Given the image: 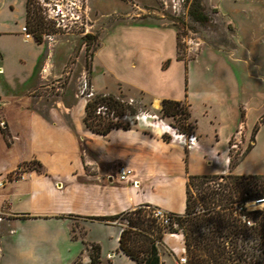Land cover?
Listing matches in <instances>:
<instances>
[{
  "label": "crops",
  "instance_id": "1",
  "mask_svg": "<svg viewBox=\"0 0 264 264\" xmlns=\"http://www.w3.org/2000/svg\"><path fill=\"white\" fill-rule=\"evenodd\" d=\"M26 22L27 0L20 31ZM5 23L0 17V264H10L11 242L21 233L43 241L45 254L57 256L56 264H75L80 256L88 264L84 241L73 238V219L83 221L85 241L89 235L90 243L101 246V261L104 256L109 262L110 257L121 255L136 264L119 252L122 227L91 218L116 216L145 205L168 214H184L189 177L229 174L233 137L240 130L248 136L264 116V90L251 94L245 81H236L230 89L207 91L200 85L191 90L190 83L182 89L177 77L165 89L166 85L157 86L151 70L146 69L138 71L134 85L152 93L155 107L163 100L186 101L190 121L196 124L197 145L187 148L165 121L162 124L154 118L129 129L96 134L84 122L86 102L76 105L77 112L67 101H55L42 113L41 98L34 93L49 75L59 77L52 50L22 38L24 44L41 52L33 57L9 53L1 39L22 34ZM130 30L138 48L158 49L161 61L172 60L166 73L175 67L187 71L189 64L177 60L176 31L174 52L170 47L167 53L162 35H171L169 30L143 25ZM255 98L259 103L252 110ZM202 122L209 126L205 131ZM258 150L264 152V123L252 151L232 173L264 175L255 165L254 158L263 156ZM24 164H30L29 170L16 179ZM122 166L132 171L127 181L120 179ZM94 230L100 234L94 235ZM159 251L163 264H177L185 255L183 236L165 235Z\"/></svg>",
  "mask_w": 264,
  "mask_h": 264
},
{
  "label": "rangeland",
  "instance_id": "2",
  "mask_svg": "<svg viewBox=\"0 0 264 264\" xmlns=\"http://www.w3.org/2000/svg\"><path fill=\"white\" fill-rule=\"evenodd\" d=\"M199 2L208 18L203 22L190 15L196 0H31L30 24L26 22L25 25L33 35L32 40L36 41L32 30L37 21L43 22L42 44L52 50L59 70V77L49 75L34 93L41 98L42 113L45 114L47 106L55 101H67L78 112L76 105L87 103L88 95L103 93L119 97L136 110L135 115L126 114L119 119L124 124L138 125L141 121L136 117L144 113L161 119V105L154 106L152 93L134 85L138 71L146 69L151 70L157 86L162 88L166 85L165 89L170 81L174 83L175 78L180 77L182 89L190 83L191 90L198 85L207 91L226 90L236 81H245L251 94L264 90V0ZM0 8V17L5 19L7 28L22 34L21 37L15 35L11 39H1V45L9 53H24L32 57L39 54L40 49L30 48L32 46L22 41L25 36L20 31V21L24 18L25 0H0ZM140 25L160 28L164 32L169 30L171 35H162L165 51L173 47L174 52L176 31L180 38V52L189 64L187 71L183 67H175L166 73L172 66L171 59L161 61L158 49L147 51L138 48L136 35L130 29ZM87 35L92 38H86ZM167 61L170 64L165 67ZM84 84L87 85L85 92ZM258 103V98L252 99V110ZM254 113L252 111L251 116ZM182 119L183 115L177 117V120ZM261 119L247 133L248 136L244 137L246 131L240 133V130L233 137L230 157L240 158L254 144L253 138L258 133L254 129L256 126L260 129ZM163 121L169 125L174 122L172 118ZM201 125L204 131L209 127L204 122ZM257 152L264 156V152ZM263 156L254 158L256 168L260 170H264ZM240 165L239 161L234 168L238 169ZM214 184L208 183L211 188L218 186ZM200 193L201 190L190 187L191 202H198L199 207ZM82 222L73 219V235L83 239L85 229ZM114 223L127 226L125 220ZM93 234L99 235L100 232L94 230ZM87 241L90 242L89 235ZM110 259L112 261L108 262L104 256L101 264H134L121 255ZM83 262V256H80L77 264ZM177 264H181L179 259Z\"/></svg>",
  "mask_w": 264,
  "mask_h": 264
},
{
  "label": "trees",
  "instance_id": "3",
  "mask_svg": "<svg viewBox=\"0 0 264 264\" xmlns=\"http://www.w3.org/2000/svg\"><path fill=\"white\" fill-rule=\"evenodd\" d=\"M30 2L31 0H27L28 24H30ZM190 15L200 22L208 19L202 11L199 0L193 4ZM43 28V22L39 20L32 30L38 43H42V35L45 33ZM86 38L92 36L87 35ZM180 51V38L177 35V60L186 62ZM169 64L170 61H167L165 67ZM189 108L190 105L186 101L163 100L160 118L164 120L172 118L174 122H171L170 126L178 133L193 135L196 132V124L190 121ZM104 109L106 112H103ZM126 114L135 115L136 110L113 94L99 93L87 101L84 122L92 132L107 135L113 129L132 127L130 123L124 124L119 121ZM181 115L184 119L177 120ZM263 123L264 116L259 125ZM254 130L257 133L259 126ZM253 143H256V134ZM253 147L254 144L249 146L238 159L231 157V171L227 175H191L187 186L186 211L182 215L170 214L168 225L160 224L153 216L156 208L148 205L116 216L91 219L104 223L125 220L127 226L122 227L119 252L136 264H163L159 246L167 234L183 236L186 264H264V211L240 213L235 208L236 205H245L249 201L264 198V175L232 173V169ZM29 168L30 164H24L16 173V179H19ZM218 181L226 183L222 184ZM211 182L218 186L211 188L208 185ZM191 186L201 190L200 207L198 202H191ZM248 222L251 224L249 225ZM73 238L79 237L73 235ZM82 240L90 257L88 264H101V246L85 241V238Z\"/></svg>",
  "mask_w": 264,
  "mask_h": 264
},
{
  "label": "built area",
  "instance_id": "4",
  "mask_svg": "<svg viewBox=\"0 0 264 264\" xmlns=\"http://www.w3.org/2000/svg\"><path fill=\"white\" fill-rule=\"evenodd\" d=\"M22 32L24 33L25 39L26 40H32L33 35L28 31L27 27L22 28ZM85 90H87V85L84 84L83 86V92H85ZM93 94L88 95V97H92ZM139 121L146 123L149 119H158L157 116H153V115H149V114H141L139 116L136 117ZM162 124H165L163 119H160ZM168 129H171L174 131L175 133V137L177 139H179L180 143H183L186 145L187 148H192L193 146H196L198 141L195 135H187V134H181L178 133L177 130L175 128H173L170 125H165ZM132 171L129 170L128 168L122 166L119 168V175H120V179L122 181H127L129 179V177L131 176ZM235 208L237 209L238 212L240 213H244V212H251V211H256V210H262L264 211V198L262 199H258V200H253V201H249L247 202L245 205H236ZM153 216L155 218L158 219V221L160 222V224L162 225H168L170 223V219H171V215L166 213L164 210L162 209H155L153 211ZM244 219H246L244 217ZM248 224L250 225L251 223L248 222ZM179 262L181 264H186L187 263V259L186 256H181L179 258Z\"/></svg>",
  "mask_w": 264,
  "mask_h": 264
},
{
  "label": "clouds",
  "instance_id": "5",
  "mask_svg": "<svg viewBox=\"0 0 264 264\" xmlns=\"http://www.w3.org/2000/svg\"><path fill=\"white\" fill-rule=\"evenodd\" d=\"M44 242L21 233L10 245V264H56V255H46Z\"/></svg>",
  "mask_w": 264,
  "mask_h": 264
}]
</instances>
